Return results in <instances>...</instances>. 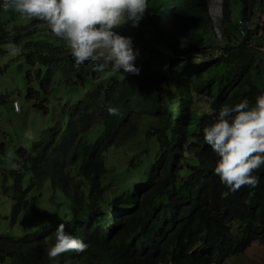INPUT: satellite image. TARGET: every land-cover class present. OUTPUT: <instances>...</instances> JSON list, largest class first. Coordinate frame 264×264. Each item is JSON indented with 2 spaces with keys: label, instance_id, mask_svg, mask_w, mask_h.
I'll use <instances>...</instances> for the list:
<instances>
[{
  "label": "clouds",
  "instance_id": "obj_1",
  "mask_svg": "<svg viewBox=\"0 0 264 264\" xmlns=\"http://www.w3.org/2000/svg\"><path fill=\"white\" fill-rule=\"evenodd\" d=\"M205 1L211 24L207 38L208 49L205 52V56H208L209 53L221 52L219 45L223 42V28L227 25L223 24L222 30L219 26L224 14L223 0H220V3ZM174 2L175 0H0V9H11L31 19L28 26L22 30L28 39L34 40L31 33H36L37 25L45 23L53 36L66 42L68 49L48 42L60 46L67 51V55L58 57L57 63L49 61L40 64L41 82L55 74L58 75L64 69L66 75L69 72L76 75L81 71L93 74L91 78L85 77L86 86H80L79 82L82 80L78 78L75 86L79 88V94L74 101L65 98L62 88L55 91L54 80L46 84L51 96V100L44 103L46 110L58 107L59 110L54 116H48L42 110L46 123L40 127L35 138L30 131L24 133L27 140L34 138L29 144L37 141L40 134L52 132L51 128L68 115L62 113V108L78 101V111L91 113L94 105L100 108V111H95L94 115L88 118L91 125H100L108 118L118 132L114 144L109 147L113 151V156L109 159L111 165H103L99 170L101 179L90 192L91 201L87 206L84 205L85 202L74 211L68 210L73 202L74 185L81 182L75 174H66L58 181V186L52 183L48 175L42 176L40 180L33 179V188H45L48 192L47 198L55 197L53 210L49 213L53 216V225L50 226L49 215L47 220L39 222V228L43 232L42 248L47 259L44 264H118L114 259L99 254V248L105 242L119 237L123 225L135 216L138 201L152 194L167 180L172 182L174 191L182 193L183 198L190 200L192 196L198 195L207 179H214L217 183L216 190L219 191L218 197L224 203L215 207L211 220L214 222L231 219L226 224L229 232L235 229L233 216L236 211L239 208L246 210L255 207L264 191V93L256 96L254 103H250L245 97L232 105H221L217 112L198 110L195 114L207 115L201 117L206 120L203 126L199 125L198 120L194 125L181 121L178 110L182 108L183 101L179 93H170L171 97L181 98L175 99L171 104L168 118L160 116L159 113H139L145 102L125 105L118 110L113 107L115 90L112 81L135 80L143 71L141 63H135L139 49L134 47L130 36L121 34L118 29L130 24L133 28L143 26L148 31V23L143 20L145 11L149 12V9L153 10L159 4L173 8ZM209 6L216 7L214 17L208 13ZM261 11V14L251 18V12H247L248 17H244L241 10L240 17L232 25L234 24L238 36L241 37L260 26V30L252 34L249 45L260 49L264 54V43L253 41L254 36H262L264 33V9ZM215 25L219 26L221 36H214ZM19 26L25 25H17L18 28ZM37 40L43 41H34ZM8 51L16 55L19 50L10 43ZM67 78H64L63 86H70ZM152 85L154 84L151 82L148 87L156 90ZM202 98L201 96L199 100ZM107 103L111 105L107 109L108 113L102 114L101 110ZM11 107L14 112H19L17 101L11 103ZM141 113L144 115L139 116ZM135 118V131L139 130L141 134L135 142L128 145L130 138L122 139V132ZM140 118H143L141 123ZM154 119L166 120L167 127L163 130H152L149 123ZM147 132L149 134L145 135ZM93 137L94 135L88 136L89 139ZM2 145L0 142V152H3ZM22 148L23 146L18 144L12 149L13 168H18L19 157L16 152ZM121 149L128 153V158L122 165H117L113 157ZM205 154H209L211 160L207 161V167L202 163ZM89 164L84 163V171L92 174L97 166ZM122 166H126L125 173L130 175L129 178H119L111 171ZM45 181L48 182V187L45 186ZM10 191L9 189L7 193H2L8 194ZM87 197L88 193H85V198ZM13 204L12 198V206ZM12 206L11 214L18 209H12ZM179 210L181 209L177 202H167L151 211L138 230L131 234L127 248L133 264H140L141 260L151 257L156 260L166 252L165 247L161 248V244L168 242L170 231L168 226L160 227L157 221L162 218L167 220V216ZM72 229L74 235L71 233ZM34 239V235L26 233V247H29L28 243ZM227 242L218 237L212 227H208L188 253L202 251L211 259L223 250ZM260 247L264 248V233L242 254L230 257L242 255L248 260L254 255H261ZM163 248L164 250H161ZM87 250L94 251L88 260L84 255ZM152 253L154 254L151 255ZM248 261L257 264L255 261Z\"/></svg>",
  "mask_w": 264,
  "mask_h": 264
},
{
  "label": "trees",
  "instance_id": "obj_2",
  "mask_svg": "<svg viewBox=\"0 0 264 264\" xmlns=\"http://www.w3.org/2000/svg\"><path fill=\"white\" fill-rule=\"evenodd\" d=\"M255 1L242 0L244 17H248L247 12H251ZM233 2L234 0L232 2L223 0L222 24L227 26L223 28V42L219 45L221 52L209 53L208 56H205V52L208 49L207 38L211 24L205 0H175L173 8L159 4L153 10L145 11L144 23H148V32L156 42L149 46L147 57L141 62L143 71L139 78L112 81L115 90L113 107L118 110L125 105L145 102L139 113L150 115L159 113L160 116L168 118L171 104L175 99L179 100L182 97L183 105L178 110L181 121L194 125L198 120L199 125L203 126L206 120H202L201 117L207 115L195 114L199 110L201 96L206 98L208 110L215 112L221 105H232L245 97L250 103H254L256 96L264 93V54L260 49L249 45V42L252 34L260 30V26H256L244 37L238 36L234 24L232 25L234 23L232 12L236 5ZM28 23L22 24L25 26L19 28L13 26L11 29H6L0 24V44L7 39L25 38V58L31 64L38 62L39 67L42 62L57 63L58 57L67 55V51L60 46L25 37L21 31ZM158 43L161 45L158 46ZM5 48L0 45V54ZM39 67L36 69V77H40ZM76 75L82 80L79 82L80 86L87 85L85 77H93L89 71H81ZM29 76L30 71L25 73V77ZM57 78L58 75L55 74L41 84H48L51 80L56 82ZM151 82L157 91L148 87ZM64 87L65 98L74 101L79 94V88L71 85ZM58 90L55 85V91ZM170 93H179L181 97H171ZM26 96H30V93ZM79 103V101L69 103L68 107L62 108V113L68 115L51 128L52 132H48V135L40 134L37 141L21 145L23 148L16 152L19 157L18 168L8 171L9 174H14V183L11 188L4 184L1 189L4 193L9 189L12 191L14 200L12 209H18L12 211L10 219L12 224L18 223L20 235L18 237L0 235V264L47 262L42 248L43 232L39 228L41 225L39 222L47 220L49 215L50 226L53 225V216L49 213L53 210L55 197L47 198L45 188L39 190L33 188L35 184L32 182L33 179L40 180L42 176L48 175L52 183L58 186V181L66 174H75L81 182L74 185L73 202L68 207V210L74 211L85 202V206L90 203L92 196L90 192L101 179L99 170L103 165H111L109 159L113 156V151L109 147L118 136L115 126L108 118L100 125H91L88 118L94 115L95 111H100V108L94 105L91 113L78 111ZM0 104H7L2 94ZM34 105L41 109V113L43 109L44 114L48 116H54L59 110L58 107L47 111V106L42 100L35 101ZM109 106H111L109 103L105 104L101 113H108ZM136 120L137 118L131 120L122 132V139L130 138L128 145L135 142L141 134L139 130L135 131ZM167 125L166 120L154 119L149 123V128L163 130ZM148 134L149 132L145 133ZM90 135L94 137L89 139ZM202 159L203 166L207 167V161H211L210 155L205 154ZM85 162L97 166L92 174L84 171ZM125 169L126 166H122L111 171L119 178H129L130 175L125 173ZM169 173L173 175L171 171ZM216 186V181L209 178L198 195L188 200L183 198L182 193L174 191L172 182L167 180L152 194L138 201L135 216L123 225L119 237L111 242H105L98 253L114 259L118 264H133L127 248L131 234L138 230L151 211L173 201L178 203L181 210L167 216V220L162 218L157 221L160 227L168 226L170 231L168 242L161 244V248L165 247L166 252L156 260L154 257L141 260L140 264H222L231 255L242 254L264 233V191L255 207L246 210L239 208L236 211L233 216L235 229L229 232L226 224L231 219L214 222L211 220L215 207L224 203L218 197L219 191L216 190ZM85 193H88L87 198ZM229 201L231 202V199ZM208 227H212L218 237L228 241L223 250L211 259L202 251L188 253ZM26 233L36 237L28 243L29 247H26ZM71 233L74 235L73 229ZM93 253L94 251H85L86 260Z\"/></svg>",
  "mask_w": 264,
  "mask_h": 264
},
{
  "label": "rangeland",
  "instance_id": "obj_3",
  "mask_svg": "<svg viewBox=\"0 0 264 264\" xmlns=\"http://www.w3.org/2000/svg\"><path fill=\"white\" fill-rule=\"evenodd\" d=\"M213 1L220 3V0ZM233 4H236L232 12L233 20L235 21L241 15L242 0H234ZM253 6L257 12L262 10L260 1ZM215 10V6H209L208 13L211 17L215 16ZM30 20L11 9L7 11L2 9L0 11V24L6 29L25 24ZM219 26L222 30L223 24L219 22ZM219 26L215 25V35L212 30L214 36H221ZM118 30L121 34L132 38L134 47L139 49V55L135 63H141L147 57L149 46L155 44L156 39L143 26L133 28L130 24H125ZM21 32L23 33V31ZM31 38L34 40L41 39L68 49L66 42L53 36L45 23L37 25L36 33H31ZM253 41L256 43H264V33L262 36H254ZM10 43L18 48L19 51L16 55H12L8 51V45ZM0 45L6 47L5 51L0 54V94L7 100L6 105L0 104V142L3 144V152H0V235L18 237L20 235L19 225L18 223L12 224L10 219L12 206L11 191L8 194H4L1 191V186L5 184L11 188L14 183V174L8 173L13 168L11 165L14 163L12 149L18 144L24 145L31 142L39 132L40 127L46 123L41 109L36 107L34 102L44 100L43 103L46 104L47 100H51V96L48 92L47 85L41 84V78L36 77V69L39 67V63L35 62L31 64L25 58V38H19L18 40L7 39ZM29 71L31 72V76L25 77V73ZM66 76L71 86H75L78 82V77L73 72H69L68 75H66L65 69L59 72L56 85L58 88L63 89L62 94L66 93V88L63 86V80ZM27 93H30V96L27 97ZM14 101L18 102L19 112L12 110L11 103ZM135 109L137 108L135 107ZM202 110L208 112L206 98H202L199 102V111ZM142 115L144 113L139 114V116ZM142 121L143 118H140L139 123ZM26 131L32 133L34 138L31 141L25 138L24 133ZM114 158L117 165H122L127 160L128 153H125L121 149L116 153ZM45 186H49L47 181H45ZM46 195H48L47 189ZM233 227H235V224ZM260 254L264 259V248L262 247H260ZM248 260L255 261L257 264H263L259 255H254ZM248 260L244 259L242 255L232 256L225 260L226 262L224 264H254Z\"/></svg>",
  "mask_w": 264,
  "mask_h": 264
},
{
  "label": "crops",
  "instance_id": "obj_4",
  "mask_svg": "<svg viewBox=\"0 0 264 264\" xmlns=\"http://www.w3.org/2000/svg\"><path fill=\"white\" fill-rule=\"evenodd\" d=\"M258 1H260V4L262 5V8L264 9V0H256L255 3H257ZM261 13H262V11L257 12V11H255L254 6H252L251 13H250L249 17L252 18V17L256 16L257 14H261ZM253 44H256V43H253ZM250 251H253V249H250ZM259 256H260V259L262 260V262L264 264V259L262 258V255H259Z\"/></svg>",
  "mask_w": 264,
  "mask_h": 264
}]
</instances>
